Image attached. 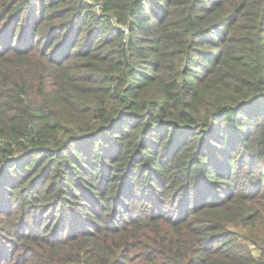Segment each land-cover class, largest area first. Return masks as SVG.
<instances>
[{"label": "trees", "instance_id": "16d2710c", "mask_svg": "<svg viewBox=\"0 0 264 264\" xmlns=\"http://www.w3.org/2000/svg\"><path fill=\"white\" fill-rule=\"evenodd\" d=\"M99 1L0 0V264H264V0Z\"/></svg>", "mask_w": 264, "mask_h": 264}, {"label": "built area", "instance_id": "2783aa9c", "mask_svg": "<svg viewBox=\"0 0 264 264\" xmlns=\"http://www.w3.org/2000/svg\"><path fill=\"white\" fill-rule=\"evenodd\" d=\"M84 1L91 4L95 11H97V12L100 11L101 1H99V0H84ZM121 30L124 31L125 34H127L126 30H124V29H121Z\"/></svg>", "mask_w": 264, "mask_h": 264}, {"label": "rangeland", "instance_id": "374dc122", "mask_svg": "<svg viewBox=\"0 0 264 264\" xmlns=\"http://www.w3.org/2000/svg\"><path fill=\"white\" fill-rule=\"evenodd\" d=\"M256 253V252H255Z\"/></svg>", "mask_w": 264, "mask_h": 264}]
</instances>
